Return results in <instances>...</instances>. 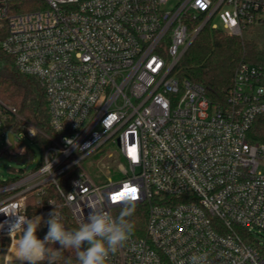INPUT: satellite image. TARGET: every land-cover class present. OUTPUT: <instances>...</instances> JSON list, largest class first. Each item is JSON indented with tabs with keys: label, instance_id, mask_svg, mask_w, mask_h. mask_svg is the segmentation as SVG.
I'll return each instance as SVG.
<instances>
[{
	"label": "built area",
	"instance_id": "obj_1",
	"mask_svg": "<svg viewBox=\"0 0 264 264\" xmlns=\"http://www.w3.org/2000/svg\"><path fill=\"white\" fill-rule=\"evenodd\" d=\"M207 26L235 37L264 29V0H0V47L44 90L53 132L42 162L0 188V264H20L10 214L41 216L43 239L50 213L76 230L93 204L146 214L107 264H188L194 254L264 264V145L249 138L264 114V71L242 64L222 105L181 79ZM11 117L0 99V131ZM20 133L40 134L27 124ZM96 156L99 181L84 164Z\"/></svg>",
	"mask_w": 264,
	"mask_h": 264
},
{
	"label": "trees",
	"instance_id": "obj_2",
	"mask_svg": "<svg viewBox=\"0 0 264 264\" xmlns=\"http://www.w3.org/2000/svg\"><path fill=\"white\" fill-rule=\"evenodd\" d=\"M3 37L4 33L0 32V40ZM0 63V99L18 113V118L8 119L3 130L17 135L24 125L34 126L40 132L35 142L44 151L48 141L43 134H53L44 90L35 78L17 72L12 59L1 47ZM242 64L254 65L264 71V29L252 28L242 37H235L207 26L188 49L177 71L181 79L203 86L207 98L213 104L222 105L227 100L236 71ZM249 138L252 142L264 145V114L255 122ZM25 148L24 155L9 150L5 154L19 164L33 161L35 152L29 147ZM8 182L0 181V188ZM127 220L134 226L132 235L144 231V209L134 208ZM49 247L59 249L60 245L57 243ZM55 264H78L76 250L61 249Z\"/></svg>",
	"mask_w": 264,
	"mask_h": 264
},
{
	"label": "clouds",
	"instance_id": "obj_3",
	"mask_svg": "<svg viewBox=\"0 0 264 264\" xmlns=\"http://www.w3.org/2000/svg\"><path fill=\"white\" fill-rule=\"evenodd\" d=\"M91 209L87 220H82L76 230H66L60 217L54 212L46 221L48 231L43 239L37 237V229L42 222L41 216L16 219L9 225V234L18 233L15 243V257L20 264H55L61 249H74L78 264H107L110 254L121 247L133 231V225L127 220L134 208H123L120 214L113 217L111 213L96 204ZM4 226L0 224V228ZM59 244V249L49 247ZM188 264H207V256L194 254Z\"/></svg>",
	"mask_w": 264,
	"mask_h": 264
},
{
	"label": "rangeland",
	"instance_id": "obj_4",
	"mask_svg": "<svg viewBox=\"0 0 264 264\" xmlns=\"http://www.w3.org/2000/svg\"><path fill=\"white\" fill-rule=\"evenodd\" d=\"M1 66V63H0ZM19 138L22 139L23 144L19 145V148L29 147L35 152V159L30 162L29 168H27L28 164H19L14 159H11L5 152L9 149L7 134L5 131H0V181L6 182L9 180L16 179L17 177L21 176V170L29 171L36 168L37 165H39L42 162L43 158V150L36 142L30 138L25 133H19ZM16 154L20 153V149L14 150ZM100 159H98V156L95 157V163L91 162L92 158L89 159V161H86L85 167L88 169V171L91 173V175L96 180L102 179V173L100 171ZM113 179L119 180L121 179L120 176H114ZM120 214V213H119ZM118 214V215H119Z\"/></svg>",
	"mask_w": 264,
	"mask_h": 264
},
{
	"label": "water",
	"instance_id": "obj_5",
	"mask_svg": "<svg viewBox=\"0 0 264 264\" xmlns=\"http://www.w3.org/2000/svg\"><path fill=\"white\" fill-rule=\"evenodd\" d=\"M8 140L10 142V147H9V151H14L15 150V138H14V135L9 133L8 134Z\"/></svg>",
	"mask_w": 264,
	"mask_h": 264
},
{
	"label": "snow or ice",
	"instance_id": "obj_6",
	"mask_svg": "<svg viewBox=\"0 0 264 264\" xmlns=\"http://www.w3.org/2000/svg\"><path fill=\"white\" fill-rule=\"evenodd\" d=\"M133 191H135V190L133 189Z\"/></svg>",
	"mask_w": 264,
	"mask_h": 264
}]
</instances>
